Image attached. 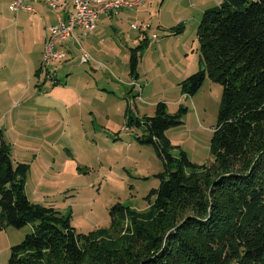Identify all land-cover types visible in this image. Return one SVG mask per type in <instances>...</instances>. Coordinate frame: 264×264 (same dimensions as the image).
<instances>
[{
    "label": "rangeland",
    "instance_id": "rangeland-1",
    "mask_svg": "<svg viewBox=\"0 0 264 264\" xmlns=\"http://www.w3.org/2000/svg\"><path fill=\"white\" fill-rule=\"evenodd\" d=\"M221 2L144 0L120 16L103 17L81 40L83 47L72 45L70 59L61 55L44 63L48 71H37L44 62V36L55 20L37 21L0 0V134L13 162L29 164L25 189L31 201L70 216L80 233L110 227L118 203L149 209L155 198L150 191L160 186L161 174L168 175L167 166L158 147L139 137L147 135L146 116L155 115L160 102L168 113L185 109L183 123L166 130L178 146L172 155L183 150L195 163L213 161L223 85L206 77L189 95L182 82L204 67L198 27L204 12ZM47 8L41 7L55 16ZM82 53H88V62L80 61ZM37 224L0 227V264Z\"/></svg>",
    "mask_w": 264,
    "mask_h": 264
},
{
    "label": "trees",
    "instance_id": "trees-1",
    "mask_svg": "<svg viewBox=\"0 0 264 264\" xmlns=\"http://www.w3.org/2000/svg\"><path fill=\"white\" fill-rule=\"evenodd\" d=\"M198 39L204 67L182 87L194 95L206 77L223 85L213 161L172 155L178 146L166 130L183 123L185 109L172 114L158 103L139 137L167 166L150 191L152 206L140 212L118 203L110 227L80 233L70 216L30 200L29 164L13 162L0 134V227L38 220L6 264H264V0H222L204 12ZM130 66L136 73L135 55Z\"/></svg>",
    "mask_w": 264,
    "mask_h": 264
},
{
    "label": "built area",
    "instance_id": "built-area-1",
    "mask_svg": "<svg viewBox=\"0 0 264 264\" xmlns=\"http://www.w3.org/2000/svg\"><path fill=\"white\" fill-rule=\"evenodd\" d=\"M39 1L48 5L53 10L62 9L66 16L58 13V22L52 24L49 29V43H46V56L50 61H57L59 55H66L64 44L69 38H73L76 44L81 46L84 39L97 26L101 15L105 13H119L125 8L139 7L144 0H13L11 8L19 10L35 11L32 2ZM135 29L147 30V26L133 25ZM82 62H88V53L81 56Z\"/></svg>",
    "mask_w": 264,
    "mask_h": 264
},
{
    "label": "crops",
    "instance_id": "crops-1",
    "mask_svg": "<svg viewBox=\"0 0 264 264\" xmlns=\"http://www.w3.org/2000/svg\"><path fill=\"white\" fill-rule=\"evenodd\" d=\"M10 1H11V3H10V9L12 10L11 5H12V1H13V0H10ZM32 5H33V7L35 8V11H25V10H19V11H25V12L31 13V14L35 17V19H36L37 21H38V19H39L40 21H41V20H44L45 22H47V20H50V21L55 20L52 24H55V23L58 22V13H59V12L61 13V15H62L63 17L66 16V15H65V12H64L62 9H59V10H53V9H51L48 5H46V4L43 3V2L34 1V2H32ZM42 6H44V7H46V8L48 7L50 10H52V11L54 12L55 16H52V15H50V14H46V13H47V10H46V12H43L42 9H41ZM48 8H47V9H48ZM136 8H137V7H136ZM134 9H135V8H134ZM12 11H13V10H12ZM19 11H17V12H19ZM39 11H41V12L39 13ZM122 12H124V11H120L119 13L110 12V13H105V14L101 15L99 21L97 22V26H96L95 30L98 28V26H99V24L101 23V20H102L103 17H106V18H107V16H109L110 18H113V17H115V16H120ZM37 14H40V16H38ZM52 24H50V26H51ZM50 26H49V27H50ZM95 30H94L93 32H90V33L84 38V40H86V39H87L92 33H94ZM48 35H49V29L47 30V34H46V36H44V46H45L46 39L48 38ZM84 40H83V41H84ZM83 41H82L81 47H83ZM75 43H76V42H75V40H74L73 38H69V39L66 41V43L64 44V48L67 50V59H70V58H69V55H70V53L72 52V47H73V46L76 47V46H75ZM72 45H73V46H72ZM43 53H44V51H43ZM82 54H83V53H82ZM82 54H81V56H82ZM42 59H43V57H42ZM80 61H81V58H80ZM56 62H57V61H56ZM41 66H42V62H41V65H40L39 69H37V71H40V70H41Z\"/></svg>",
    "mask_w": 264,
    "mask_h": 264
},
{
    "label": "bare ground",
    "instance_id": "bare-ground-1",
    "mask_svg": "<svg viewBox=\"0 0 264 264\" xmlns=\"http://www.w3.org/2000/svg\"><path fill=\"white\" fill-rule=\"evenodd\" d=\"M82 40V39H81ZM46 43H49V35H48V38L46 39ZM63 56V55H62ZM65 56V55H64ZM59 57H61V55H59L57 58H59ZM44 62H43V67H44V69L46 68V70L48 71V65H47V67L46 66H44V63H46V64H49L51 61H50V59H49V56H46V54H45V56H44ZM53 62V61H52ZM45 64V65H46Z\"/></svg>",
    "mask_w": 264,
    "mask_h": 264
}]
</instances>
